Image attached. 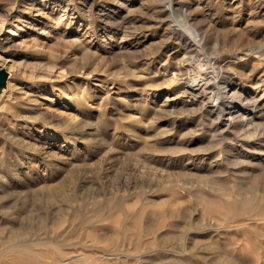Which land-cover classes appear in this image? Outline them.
<instances>
[{
  "label": "rangeland",
  "instance_id": "1",
  "mask_svg": "<svg viewBox=\"0 0 264 264\" xmlns=\"http://www.w3.org/2000/svg\"><path fill=\"white\" fill-rule=\"evenodd\" d=\"M2 67L0 264H264V0H0Z\"/></svg>",
  "mask_w": 264,
  "mask_h": 264
},
{
  "label": "bare ground",
  "instance_id": "2",
  "mask_svg": "<svg viewBox=\"0 0 264 264\" xmlns=\"http://www.w3.org/2000/svg\"><path fill=\"white\" fill-rule=\"evenodd\" d=\"M175 14H177V12L176 13H174V16H175ZM180 21V20H179ZM187 27V26H186ZM187 29V28H186ZM26 33H28V31H27V28H20V29H10V31H9V35H10V37L9 38H7V39H17L18 37H21V36H23L24 34H26ZM197 44V43H196ZM207 66V65H206ZM4 68L5 67H2V68H0V70H4ZM221 68V67H220ZM204 69V68H203ZM205 70V69H204ZM194 78V77H193ZM206 81V80H205ZM203 79H194V80H191L190 82H189V85L191 86V88H193L195 91H198L199 92V94H201V93H204V92H206V90H207V86H208V84H207V82H205ZM209 83V82H208ZM254 98V97H253ZM252 98V99H253ZM211 99V98H210ZM249 99L248 101H247V103L245 104V105H247V106H251V104L252 103H256V101L257 100H255V99ZM51 100V99H50ZM213 100V99H212ZM215 102V101H214ZM244 104V103H243ZM230 112H237V110L236 109H234V110H231ZM239 112V111H238ZM233 115V114H232ZM218 116V115H217ZM7 206V205H6Z\"/></svg>",
  "mask_w": 264,
  "mask_h": 264
},
{
  "label": "water",
  "instance_id": "3",
  "mask_svg": "<svg viewBox=\"0 0 264 264\" xmlns=\"http://www.w3.org/2000/svg\"><path fill=\"white\" fill-rule=\"evenodd\" d=\"M7 80V73L5 71H0V86H4Z\"/></svg>",
  "mask_w": 264,
  "mask_h": 264
}]
</instances>
